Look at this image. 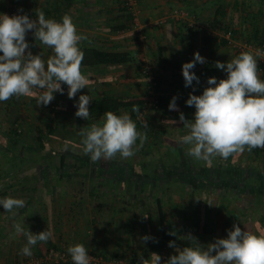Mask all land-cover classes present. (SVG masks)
<instances>
[{
    "label": "crops",
    "instance_id": "crops-1",
    "mask_svg": "<svg viewBox=\"0 0 264 264\" xmlns=\"http://www.w3.org/2000/svg\"><path fill=\"white\" fill-rule=\"evenodd\" d=\"M242 3L244 7L241 8ZM238 4L239 10H236ZM12 7L16 8L20 15L27 14L30 19H36L35 13L38 9L45 12L46 18L55 19L57 22H61L62 17L67 14L76 25L78 34L87 37V40L80 44L81 50L97 49L127 54L126 61L119 64L102 65L92 69L82 67V72L90 83L87 88L78 92L74 99L68 98L67 85H62L63 94L54 93L55 99L47 106H37L39 93L33 97H13L7 102H0V138L7 142L6 132L11 125L16 121L22 123L27 140L23 145L26 153L38 151L39 146L35 140L39 129L53 128L54 141L49 143L54 147L49 150L83 154L81 130L90 129L94 123L102 125L104 118L84 120L76 117L78 109L75 105L79 96L90 95L91 103L105 97L134 102L145 100L147 81L142 78L139 65L141 61L146 60L153 73L158 75V95L160 94L163 102L159 108H149L148 122L156 129L165 131V137L162 139H168L166 153L174 158L178 153L188 154L189 146L180 141V137L188 134V129L179 122V115L182 112L186 120H194L195 108L186 105L189 95H202L203 90L209 87L207 80L211 77L227 78L226 72L215 67L217 61L226 64L236 58L240 51H252L254 54L256 49H260L264 52V45L262 48L259 45L264 43V0H134L135 15L125 0H0V14H6ZM223 8L229 11L226 18H223L222 13H217ZM21 9L22 12L19 11ZM181 13L186 15L181 16ZM224 25L235 26L241 34L236 38L234 46L224 43L227 39L223 31ZM26 40L32 46V54H40L45 62L53 55L52 49L38 40L35 41L32 32L27 34ZM196 52L205 58L206 63H197L192 70L200 83L196 84L194 81L192 86L186 88L182 65L192 62ZM256 59L260 79L264 81V56H257ZM208 63L212 65L206 67ZM173 97L177 98L179 111L169 110ZM168 120H176L177 123H165ZM32 141H35L34 145H30ZM69 141L71 143H68ZM174 147H181V153L173 150ZM5 148L0 145V155L11 151H6ZM46 150L48 149L45 148ZM139 151H142V148ZM229 158L232 162V156ZM217 159L219 164L227 162L220 157ZM35 160L34 158L24 162L21 158L14 157L9 163L0 164V199L12 197L25 201L24 208L14 209L12 213H7L0 205V264H60L56 259L48 257L50 251H67L70 246L76 244H83L88 252L97 249L100 252L94 254L102 253L108 257L107 263L115 262L116 256L122 257L123 264H140L141 257L149 259L152 253L160 255L162 261L176 254L175 249L169 248L168 245L162 246L152 240L147 243L141 241L143 236H151L159 241L156 221L151 225L143 223L138 226L135 238L121 233L124 236L115 240L109 236L98 235L93 229V245L84 244L79 240L78 223L74 226V219L77 220L78 215L76 209L72 210V200L76 194L73 184L58 180L50 172L41 173V169L57 168L58 162ZM161 163L158 162L159 165L156 166L161 167ZM70 165L74 166L73 163ZM134 165L135 168H144L137 160ZM213 165L215 163H212ZM118 209L119 214L116 209L113 215L120 220L125 212L121 211L122 206ZM231 212L238 216L228 215L218 227L216 226V236L221 235L217 239H226L227 232L232 230L234 224H238L235 219L240 216L243 223L238 225L242 230L253 234L255 231L264 232V226L259 224L258 219L264 213L263 210L257 212L256 216L253 212L246 211L245 214L235 207ZM144 221L142 218V222ZM16 223H20L25 231L33 234L49 230L52 238L47 243L38 242L32 248L31 257L23 256L20 253L27 240L23 234L15 232ZM190 234L194 238L198 237L199 244L203 247L216 239L201 238L200 232ZM183 237L180 242H176L177 247L182 249L186 246H196L195 242L190 243Z\"/></svg>",
    "mask_w": 264,
    "mask_h": 264
},
{
    "label": "clouds",
    "instance_id": "clouds-1",
    "mask_svg": "<svg viewBox=\"0 0 264 264\" xmlns=\"http://www.w3.org/2000/svg\"><path fill=\"white\" fill-rule=\"evenodd\" d=\"M35 15L36 19H30L27 14L0 15V102L39 93L37 106H47L55 99L54 93L63 94L62 85H67L68 98L74 99L90 83L82 72L84 52L80 47L87 37L78 34L71 16L65 14L61 22H57L46 18L42 9ZM29 32L35 41L52 49L53 55L46 62L40 54H32V46L26 40ZM257 56H264V52L260 49L254 54L242 52L226 64L217 61L215 67L226 72L227 78L219 81L209 78V87L202 95H189L186 105L195 108L194 120H186L182 112L179 115V122L188 129V134L180 137V141L189 146L188 155L209 167L217 157L227 160L234 154L264 149V81L259 76ZM197 63H206L199 52L194 53L192 62L182 65L186 88L194 81L200 83L192 71ZM176 100L172 98L170 111H179ZM91 102L90 95H80L75 116L89 120ZM132 112L141 113L137 105ZM165 123L174 125L177 121ZM144 127H148L147 122ZM80 136L83 152L93 163L112 160L117 155L131 158L148 139L146 132L137 130V124L127 112L116 115L111 111L104 114L102 125L92 124L90 129L81 130ZM0 205L7 213H12L14 209L24 208L25 201L6 197L0 199ZM14 228L17 234L26 237L27 243L20 253L26 257L33 255L32 248L38 242L47 243L52 238L49 230L33 234L25 231L20 223L14 224ZM183 239L195 242L196 246L181 249L175 241H170L168 247L175 249L176 254L169 256L164 264H264V235L242 230L238 224L227 232L226 239H215L206 247L191 234ZM150 240L158 242L151 236L141 237L144 243ZM67 251L73 264H90L92 257L83 244L70 246ZM140 264H162V258L152 253L149 259L141 257Z\"/></svg>",
    "mask_w": 264,
    "mask_h": 264
},
{
    "label": "trees",
    "instance_id": "trees-1",
    "mask_svg": "<svg viewBox=\"0 0 264 264\" xmlns=\"http://www.w3.org/2000/svg\"><path fill=\"white\" fill-rule=\"evenodd\" d=\"M242 7H244L243 3L241 5V8ZM236 10H239V4L238 6H236ZM228 12L229 11L226 8L217 11L218 14L222 13L223 18L227 17ZM223 31L225 33V37L227 34H231V38L224 40V43L231 45L233 44L234 46L236 38L241 35L239 30L235 28V26L233 27L231 25H224ZM257 31H255V33H257ZM259 45L262 48L264 43L261 42L259 43ZM82 51L84 52L82 67L89 69L97 68L98 66L102 65L119 64L126 61L127 58V54H122L120 52L113 53L97 49H82ZM236 51L239 52L238 50ZM211 65V63H208L206 67H210ZM141 67L142 61L140 62L139 70L142 78L146 82L148 79V75L142 73ZM214 77L220 80L219 76ZM156 80L157 84L155 86V91L158 94V75H156ZM148 96L149 95L147 92L145 93V97L147 98L138 102L124 101L118 98L110 97L96 100L89 105V111L91 115L90 119L93 120L94 118H104V114L109 111L115 113L116 115H123L125 112H127L133 119V121L137 124V130L147 133V141H149L150 139H154L157 142L162 141V138L165 137V131H163L161 128L156 129V127L153 124L149 123L147 119V114L149 112V108L147 105V100L149 98ZM158 102L159 103L157 106L159 108L163 103L160 94L158 95ZM134 105H137L139 107L141 112L140 114L132 112V108ZM144 122H147V128L144 127ZM37 134L38 137L35 141H37L39 148H37L38 151H33L35 157L37 156L35 161L38 162L40 160H43L42 162H44V160L46 161L47 158L46 162H49V160H51V162L56 161L59 163V166L57 168H51L50 170L41 169V173L47 174L50 172L58 180L66 183H72L73 188L75 189L74 192H76L74 196H79L81 192H84V194H87V196H89V199H93L94 202L98 201L94 206L95 210L93 212L95 213V215L91 220V223H94V231H96L98 235L102 234L104 237L109 236L112 237V239L114 238L115 240H117L119 236H124L121 233H126V236L128 235L129 238H135V230L138 226L143 225V223H145V225H151L154 221H156L159 230L158 244L162 246L168 245L170 241H175V243L178 241L180 242V238L189 235L190 233L200 232L202 236L201 238L206 239L215 237V223L210 222L208 216H205V221L203 220L204 218L201 217V211L199 210L200 206L197 207L195 202L188 201L186 205L182 204L181 206L177 205L176 203H171V206L169 208L171 209V212L169 213L167 211L168 209L166 206L167 204L169 205L168 201L170 200L171 202V198H174L173 195H177L176 193L179 192L178 187L181 188V186L183 185H186V187H190L193 192H196L198 195H201L204 192H213L218 188L226 193L229 192L230 198H232L231 201L235 200L234 202L236 203H239L240 199H246L248 201L247 205H243L242 201H240L239 203V211H242L245 214L246 211L249 212V208H251L253 204H255V206L257 207V211L253 212L255 213L254 216L257 215L258 211H264V173H260V171H258L259 169L255 168L243 169L239 171L237 170V167H235V165L231 162L230 158H228L227 162L224 164L221 163L217 166L213 165L208 167V169L204 168L203 171L201 170L202 172L200 170L194 172L190 177L188 176L189 173H179L177 168H173L176 170V172H173L172 166L166 165V162L163 161V157L160 161H156L155 164H153V161L152 164L151 162L149 164H145L144 168H142L143 173H137L134 162L128 161L125 158H121L118 155L115 159L112 160L101 159L99 162L93 163L90 160V157L88 155H85L84 153L82 155H77L73 152L68 151L64 153L54 154L52 150L45 151L46 142L49 141L50 138H54V129H39ZM6 136H8L5 137L7 139V144H9L10 146L15 147V145L18 144L22 145V148L18 150V155L16 157L21 158V160H23L24 162H27L24 155L25 146H23L24 140L26 139L23 124L17 121L14 122L11 125L9 131L6 132ZM5 149L6 151H8V149L11 150L9 152L13 151L8 146ZM173 150L178 152L182 149L181 147H177V149L176 147H174ZM262 150L264 149L257 148L252 152L255 154H260L263 152ZM43 151H45L44 154ZM9 152L8 154L6 153V155H2H5L8 158L7 155H10ZM142 152H144L143 148ZM183 153V156H185L186 152ZM158 162L163 163V165H161V167L159 168L156 166L159 165L157 164ZM71 163H73L74 166H71ZM158 170H160L162 173L158 174ZM80 171H82V174H79ZM174 186L176 190L174 189ZM148 187H151V190L160 188L162 189V193H160L157 198H153V195H151L150 197H146V202L143 206L139 205L134 208L132 203H137L139 201L137 197L138 192H143L144 194H146L148 193V191L145 190ZM106 190H108V194H106ZM118 194H120L121 196L124 195L122 196V198H125L127 196L132 204V208H134L128 215H126L125 213L124 217L120 220H117L116 215H113L116 209L119 214L120 211L118 207L122 205V201H119L120 199H118ZM105 198L113 199V202L110 204L111 206L107 205L109 209L108 207H106L108 210L104 209L105 207L102 206ZM149 204H151L153 208L149 207ZM74 205H76L75 202ZM181 208L183 209L185 216L183 218H178L177 222L175 220V217H172L170 214L173 212V210L179 211L181 210ZM191 209H194V213L191 212ZM121 211H123V208L121 209ZM230 213H232L230 214V216H238L234 212ZM81 216L82 214H79L77 222L80 229L83 228L80 223L82 220ZM142 218L145 219L144 222H142ZM258 219L259 224L264 226V213L260 215ZM235 220L238 221V224L243 223L241 220V216ZM105 227L108 228L104 229ZM169 233H175V235H170ZM254 234L264 235V232L260 233L255 231ZM80 235L81 238H84L83 231H80ZM199 240L200 239H197L198 242H200ZM52 251L53 250H51L50 252ZM59 252L65 253L66 250H61ZM95 252L100 251H97V249H95L88 253L94 254ZM98 256L101 257L104 261H108V257L104 256L102 253H100V255ZM114 259L115 261H122V257L116 256ZM167 259L168 257L165 261L162 262H166ZM59 263L73 264L72 261H61Z\"/></svg>",
    "mask_w": 264,
    "mask_h": 264
},
{
    "label": "rangeland",
    "instance_id": "rangeland-1",
    "mask_svg": "<svg viewBox=\"0 0 264 264\" xmlns=\"http://www.w3.org/2000/svg\"><path fill=\"white\" fill-rule=\"evenodd\" d=\"M241 52V51H240ZM264 61V60H262ZM212 78V77H211ZM51 139V138H50ZM53 139V138H52ZM49 140L46 142V148L52 149V147H54L53 145L51 146L50 143H52L53 141ZM27 142V140H24V142ZM168 141V139H167ZM166 139L162 140V141H156L154 139H150L149 141H147L144 146L142 147L144 152L142 151H137L134 156H132L131 158H125L128 161L131 162H136V160L141 163V165H145L149 164L150 162H156V161H160V159L163 157V161L166 162V165H171L172 169L173 168H177L179 173H184V174H188V176L190 177L191 174H193L194 172L197 171H203L204 168H207L209 166H207L205 164V162L203 161H198L196 159H194L193 157L189 156L187 153H185V156H183V154L181 153V151H179L182 155L179 157L177 155L176 158H174V156L169 155L168 153H166V148H168ZM33 143L30 142V145H34L35 141H32ZM50 142V143H49ZM166 142V143H165ZM36 144H38L36 142ZM138 144V143H137ZM0 145H2L3 147H10V149H12V152H9L10 155L8 156V158L4 155H0V164H7L11 161V159H14V157H16L18 155V150L21 148V144L15 145V147L10 146L9 144H7V142L3 139L0 138ZM24 145V144H23ZM28 145V144H27ZM56 145V144H55ZM55 149H58V147H55ZM54 154L58 153L54 150H52ZM263 152L260 154H255L253 152H248L245 151L242 154H236L232 156V162L235 165V167H237V170L241 171L243 169H259L258 171H260V173H264V150H262ZM44 154V153H43ZM25 155V159L26 161H31L34 158L36 159L35 155L33 153H26V151L24 152ZM82 155V154H79ZM30 156V157H29ZM42 156V155H41ZM187 156V157H186ZM120 159V158H118ZM219 159L215 158L213 160V163H215V165L217 166L219 164ZM42 161V160H40ZM45 161V160H44ZM47 161V158H46ZM51 160H49L50 162ZM141 161V162H140ZM172 163V164H171ZM17 165H19V163H17ZM214 165V166H215ZM196 166V167H195ZM222 167V166H221ZM137 173H143L142 168L136 167L135 168ZM173 172H176L175 169L172 170ZM201 171V172H202ZM1 172V170H0ZM162 172L160 170H158V174H161ZM79 174H82V171L79 172ZM176 174V173H174ZM168 175V174H167ZM166 175V177H167ZM82 178V177H80ZM151 188V187H150ZM149 187L146 188V191H148V193L144 194L143 192H138L137 197L139 199V201L137 202H133V207L135 208L136 206H143L146 202V197H150L151 195H153V198H157L158 195H160V193H162V189L160 188H156V189H150ZM174 189L176 190L175 186ZM179 192L176 193L177 195H173L174 198H171V202L170 200L169 205L167 204V209L168 212H171L170 206L171 203L173 204H177V205H182V204H187L188 201H193L196 203L197 207L200 206V211H201V217L204 218L203 220L205 221V216H208L210 219V222H214L215 225L218 227V224L220 225L222 221H224V218L228 217V215H230L229 213L232 211V209L235 207L236 210H239V203L240 201H242L243 205H247L248 201L246 199L244 200H239V203H236L234 201H231L232 198H230V193H226L220 189H215L213 192L210 193H202L201 195H198L196 192H193V190L190 187H186V185H183L180 187H178ZM106 194H108V190H106ZM124 196V195H122ZM120 194H118V199H120L119 201H122V208L123 211L126 213V215H128L129 213H131V211L134 209L132 208V204L130 202V200L128 199V197L126 196L125 198ZM228 197V198H227ZM174 199V201H173ZM105 201H103L102 206H104L106 210L109 209V207L107 205H110L113 201V199H108L105 198ZM74 202L76 205H74ZM98 201H95L93 199H89V196H87V194H84V192L80 193L79 196H74L73 200H72V210L74 211L76 209V214L78 215L79 218V214H82V220H81V225H82V229H80V227L77 224V220L74 219V223L76 226H78V232H79V240H81L84 244L88 245L93 241V236H95L93 234V229H94V223H91L92 217H94L95 213L93 212L95 209V204ZM148 204V203H147ZM69 205H71V203H69ZM195 205V206H196ZM111 206V205H110ZM108 207V209L106 208ZM149 207L153 208V206L151 204H149ZM249 212H255L257 211V207L255 206V204L252 205L251 208H249ZM194 209H191V212H193ZM198 211V210H197ZM259 212V211H258ZM262 212V210L260 211ZM172 217H175V220L178 222V218H183L185 216L183 209L181 208V210L179 211H174L170 214ZM224 223V222H223ZM216 227V228H217ZM151 229V227H149ZM80 231L84 232V238L82 237L81 239V235H80ZM221 237L220 234H217V236L215 235L214 238H219ZM92 244V243H91ZM93 245V244H92ZM65 253H67L68 255H70L68 253V251H66ZM57 255L55 256V259L57 260ZM109 263V262H108ZM112 263V262H111ZM110 263V264H111Z\"/></svg>",
    "mask_w": 264,
    "mask_h": 264
},
{
    "label": "built area",
    "instance_id": "built-area-1",
    "mask_svg": "<svg viewBox=\"0 0 264 264\" xmlns=\"http://www.w3.org/2000/svg\"><path fill=\"white\" fill-rule=\"evenodd\" d=\"M125 1L127 2V6L132 10V13H134V15H135V12H134V9H133L134 0H125ZM6 14L9 17H11V16H14V15H18L19 12H18V10L16 8L12 7L10 9V11L7 12ZM0 15H2V14H0ZM185 15H186L185 13H181V16H185ZM226 38L230 39L231 38V34L230 33L227 34ZM141 71H142L143 74L148 75V79H147V83H148L147 92H148V95H149V98L147 100L148 101L147 102L148 108L157 107V105L159 103L158 102V94L155 91V86L157 84L156 83L157 80H156V75L153 73L152 68H151V66H150L148 61L143 60ZM217 81H219V79H217ZM56 255L58 256L57 257V261L58 262H61V261H63V262L72 261L71 256L68 255L67 253H64V252L60 253V252H53L52 251V252H50L48 257L53 260V259H55ZM89 255L92 257L90 264H110V263H107V261H104L101 257H99L96 254L89 253ZM123 263H124L123 261H115V262H112L111 264H123Z\"/></svg>",
    "mask_w": 264,
    "mask_h": 264
}]
</instances>
